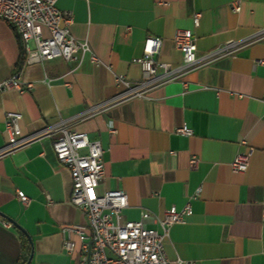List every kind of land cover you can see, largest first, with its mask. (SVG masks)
Listing matches in <instances>:
<instances>
[{
	"label": "crops",
	"instance_id": "obj_1",
	"mask_svg": "<svg viewBox=\"0 0 264 264\" xmlns=\"http://www.w3.org/2000/svg\"><path fill=\"white\" fill-rule=\"evenodd\" d=\"M56 8L69 14L70 34L86 39L99 62L83 56L78 63L55 58L27 65L16 32L0 20V81L19 73L20 80L32 83L23 93L0 92V148L6 144L7 112L21 115L23 136L62 120L70 131L99 142L104 176L97 192L126 194L124 220L137 221L149 212L146 227L161 233L163 213L189 205L190 214L169 227L163 242L171 262L264 264V64L258 63L264 61V40L200 66L146 98L85 118L91 107L122 90L115 76L141 79L137 60L148 36L161 39L158 61L175 67L182 56L174 34L190 30L201 59L264 28V0H57ZM181 127L191 135L177 134ZM248 148L246 172H233L234 156ZM71 188L52 139L0 158V264H20L25 241L30 264H77V236L69 237V254L60 232L63 226L86 225L69 202ZM18 193L29 199L26 205Z\"/></svg>",
	"mask_w": 264,
	"mask_h": 264
},
{
	"label": "built area",
	"instance_id": "obj_2",
	"mask_svg": "<svg viewBox=\"0 0 264 264\" xmlns=\"http://www.w3.org/2000/svg\"><path fill=\"white\" fill-rule=\"evenodd\" d=\"M57 0H0V20L9 24L16 32L25 54L24 63L38 64L46 60L61 58L68 63H78L87 56L91 63L99 60L89 42L75 39L69 31V14L56 8ZM238 12L237 4L231 6ZM194 26L199 23V15H194ZM43 30L47 35H43ZM264 40V28L254 32L244 40L228 41L197 58L196 44L190 30H177L173 37L175 48L181 53V63L175 67L158 61L161 39L148 36L143 43L142 56L137 60L141 69V79L136 82L115 76L114 81L122 90L113 98L91 107L85 118L102 113L109 108L131 99H143L152 91L192 72L214 60L232 56L250 44ZM258 63L264 64V61ZM185 85V84H184ZM32 83L20 80L19 73L0 81V92L15 90L19 93L30 90ZM21 115L5 114L6 144L0 148V158L11 154L31 143L42 139H52V148L57 161L70 173L72 188L69 202L82 212L86 225L63 226L60 230L64 239V249L73 252L69 237L76 235L79 240L77 264H193L177 259L171 262L165 255L163 242L169 227L182 223L190 214L187 204L181 210L170 208L158 220L161 233L146 227L150 213L143 211L137 221L124 220L122 211L127 207V196L123 191L113 190L102 194L97 192L99 181L104 176L102 149L98 141H90L84 132L68 129L60 120L56 125L30 136H23L19 126ZM110 132L114 130L110 128ZM177 134L190 136L191 130L177 128ZM84 151V153H83ZM252 148L234 156L230 167L235 173H245ZM198 160L192 158L191 166ZM20 202L29 199L18 193ZM9 224H5L8 226Z\"/></svg>",
	"mask_w": 264,
	"mask_h": 264
},
{
	"label": "trees",
	"instance_id": "obj_3",
	"mask_svg": "<svg viewBox=\"0 0 264 264\" xmlns=\"http://www.w3.org/2000/svg\"><path fill=\"white\" fill-rule=\"evenodd\" d=\"M25 250H24V256L23 258L21 259V262L20 264H25L28 257H29V247H28V243L25 241Z\"/></svg>",
	"mask_w": 264,
	"mask_h": 264
},
{
	"label": "water",
	"instance_id": "obj_4",
	"mask_svg": "<svg viewBox=\"0 0 264 264\" xmlns=\"http://www.w3.org/2000/svg\"><path fill=\"white\" fill-rule=\"evenodd\" d=\"M31 255H32V252L30 253V256H29V258L27 259V261H26L25 264H30V261H31Z\"/></svg>",
	"mask_w": 264,
	"mask_h": 264
}]
</instances>
